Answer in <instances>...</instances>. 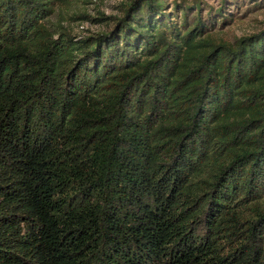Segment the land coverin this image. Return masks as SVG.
<instances>
[{
	"label": "trees",
	"instance_id": "16d2710c",
	"mask_svg": "<svg viewBox=\"0 0 264 264\" xmlns=\"http://www.w3.org/2000/svg\"><path fill=\"white\" fill-rule=\"evenodd\" d=\"M96 1L0 0V264H264V26Z\"/></svg>",
	"mask_w": 264,
	"mask_h": 264
},
{
	"label": "rangeland",
	"instance_id": "374dc122",
	"mask_svg": "<svg viewBox=\"0 0 264 264\" xmlns=\"http://www.w3.org/2000/svg\"><path fill=\"white\" fill-rule=\"evenodd\" d=\"M128 0H97L94 4L78 5L71 10H59L57 16L53 19L56 24L68 27L70 31L79 36H91L94 33L107 32L111 27L110 19L102 22H91L87 20H80L72 18L74 11H85L91 17H98L96 9L100 11L105 17L112 18L120 16V5ZM176 1L184 0H169L168 7H172ZM207 3L215 8L218 7L220 0H205ZM245 1L242 8L237 12L236 20L224 31V38L227 40H234L236 38L250 35L258 32L264 26V7L255 8V3L250 0ZM255 8V9H254ZM233 12L236 13L235 10Z\"/></svg>",
	"mask_w": 264,
	"mask_h": 264
}]
</instances>
